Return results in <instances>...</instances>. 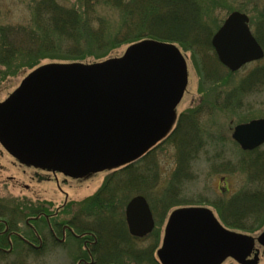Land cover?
<instances>
[{
    "label": "water",
    "instance_id": "95a60500",
    "mask_svg": "<svg viewBox=\"0 0 264 264\" xmlns=\"http://www.w3.org/2000/svg\"><path fill=\"white\" fill-rule=\"evenodd\" d=\"M245 13L232 11L211 38L221 64L235 71L260 59ZM168 42L143 39L118 57L93 63H49L30 71L0 102V143L19 161L80 177L133 161L162 138L186 84L184 60ZM232 138L244 149L264 142V117L237 124ZM129 233L152 228L141 195L125 207ZM264 246V230L257 237ZM253 238L218 223L202 206L174 210L157 257L161 264H220L248 258Z\"/></svg>",
    "mask_w": 264,
    "mask_h": 264
},
{
    "label": "trees",
    "instance_id": "16d2710c",
    "mask_svg": "<svg viewBox=\"0 0 264 264\" xmlns=\"http://www.w3.org/2000/svg\"><path fill=\"white\" fill-rule=\"evenodd\" d=\"M223 2L225 0H75L73 4L66 5L57 0L34 1L27 25H0V77L31 70L42 59L83 62L91 58L93 62L100 61L121 44L147 38L174 43L199 59L206 58L207 52L213 50L210 39L216 29L209 20L216 21L214 11L222 8ZM111 10L118 15L113 28L106 14ZM260 11L262 15L255 23L254 36L264 51V6ZM212 52L216 56L214 50ZM202 65L206 69L207 63ZM206 71L203 78L212 84L226 80L232 73L227 70L225 77L217 78L213 70ZM239 83L234 90L237 95L259 90L264 85V65L251 71ZM233 96L230 94L225 98V105H231ZM183 115L180 116V124L177 122L164 139H171L177 148L174 183L185 175L189 162L198 151L208 152V146L216 147L217 140V136L197 127L196 111ZM239 152L240 157L234 167L247 173L248 187L207 203L215 209L225 227L246 233L257 229L264 217V148L240 149ZM150 153L152 150L114 170L99 193L109 197L108 194L113 196L114 191L121 187L130 190L155 187L157 167ZM31 209L24 212L0 202V219L5 221L8 231L17 230L18 218L33 216L37 212ZM5 236H0V246L7 245ZM11 237L13 246L15 244L25 254L40 253ZM0 264H28V260L19 257L10 260L8 253L0 250Z\"/></svg>",
    "mask_w": 264,
    "mask_h": 264
},
{
    "label": "rangeland",
    "instance_id": "374dc122",
    "mask_svg": "<svg viewBox=\"0 0 264 264\" xmlns=\"http://www.w3.org/2000/svg\"><path fill=\"white\" fill-rule=\"evenodd\" d=\"M34 1L37 0H0V25H27L32 15ZM57 1L71 5L75 0ZM223 4L222 8H216L214 11L216 21L213 23V19L209 20L216 26L214 32L220 27L229 13L238 11L248 16L250 32L254 34L255 23H258L257 21L262 15L260 10L264 6V0H225ZM106 14L113 28L118 22V15L113 10L106 12ZM130 44L132 43L117 46L107 54L106 58L121 56ZM177 47L181 54L180 56L184 60L186 84L182 96L175 106L174 116L177 117L181 112L191 113L196 111L197 117L195 120L197 127L203 132H209L217 136V140H215L216 147L208 146V152L198 151L194 159L189 162L187 170L184 172L185 175L178 179V183L173 182V173L175 168H177L176 146L171 139L161 141L150 153L151 160L154 161L157 167L155 169L157 170L155 187H140V189L136 187L133 190L126 189L115 192L114 195L117 197L116 204L122 209L134 193H141L148 198L156 199L166 196L172 190L174 197L167 201L168 205L162 210L161 220L157 224L161 233L157 241L158 245L160 237H162L163 227L174 208L186 205L197 206L198 204L210 208L217 217L215 209L207 201L219 196H231L243 187H248L247 173L234 167L235 162L240 157V148L232 139L231 134L237 124H244L249 120L264 117L263 84L261 87L263 89L260 88L253 93L249 92L240 96L234 92L238 84H240V80L250 74L251 71L264 65V57L247 63L235 72L230 73L226 80L212 84V81L206 77V79L203 78V75L205 76L207 73V69L211 70V72L213 70L217 78L225 77L224 75L228 72L216 60L213 50L207 52L206 58L199 59L197 55L189 51H183L179 46ZM66 62L72 63L71 61L42 59L38 62V66ZM83 63H93V60L87 58ZM203 63H207L206 69L202 65ZM29 72L30 70H24L12 76L0 77V101L7 98ZM230 94L234 95L231 98V105H225V98L230 96ZM260 147L264 148V144ZM50 172L53 171L48 168L20 164L0 144V202L24 212H28L30 208L33 210L41 207L43 212L53 214L50 216L51 222L60 221L62 218L68 219L76 212L90 213L88 203L80 206L75 205V203L95 193L106 182L111 173L109 170H102L86 176H80L78 179H67L66 182H62L61 174H57V178H54ZM62 191L68 193L66 194L68 195V202L64 205L65 209H63V211L65 210L64 214H62V203L65 199ZM116 204L114 202L112 205L116 208ZM97 211L96 214L98 215L100 210ZM217 219L220 221L218 217ZM37 220L41 221L42 217ZM220 223L222 222L220 221ZM1 224L0 231L3 230L2 221H0ZM32 224L41 225L40 222ZM263 230L264 217L260 220L257 229L246 232L253 238V249L249 256L252 258V255L256 253V264H264V246L257 241V237ZM17 231L28 241V243L24 244L28 245L31 243L36 246L35 250L40 253L36 255L25 254L15 247V244L13 246L14 241L11 239L9 241L11 248L8 253L10 260L19 257L27 259L28 264H77L81 246L75 241L72 242L73 240L67 239L65 242H60L47 238L46 241L39 242V240L31 236L27 237L28 230L23 218H18ZM9 245L4 244L3 248L8 249ZM146 245V240L137 241V247L143 248ZM221 264L239 263L231 258H226Z\"/></svg>",
    "mask_w": 264,
    "mask_h": 264
},
{
    "label": "flooded vegetation",
    "instance_id": "af4514ba",
    "mask_svg": "<svg viewBox=\"0 0 264 264\" xmlns=\"http://www.w3.org/2000/svg\"><path fill=\"white\" fill-rule=\"evenodd\" d=\"M180 116L184 117L182 112L175 118L174 125H176L177 122L180 124ZM187 117L185 118L186 120ZM50 173L54 178H57V174H61L59 172ZM61 176L62 182H66L67 179H78L66 176L63 173ZM102 188L103 187H100L95 193L75 203V205L79 206L88 203L90 213H84L82 211L76 212L68 219L62 218L60 221L56 220L51 222L50 216L53 214H47L43 212V209L37 210L34 216L23 219L28 230V235L26 236L30 237L32 235L31 237L39 240V242L46 241L47 238L60 242H65L67 239L73 240L72 242L75 241V243L81 246L77 264H160L156 259V252L158 251L162 237H160V243L158 245L157 241L161 233L157 224L161 220L160 215L162 210L168 205L167 201L174 197V193L169 192L166 196L156 199L148 198L142 194L147 202L153 224L151 230L148 231L147 234L143 236H134L129 233L125 214V207L130 198L127 200L124 207L120 209L116 204L117 197L115 195L110 196V194H108L109 197H107L99 193ZM126 189L119 188L116 190ZM66 194H68L66 191H62V195L65 199L62 203V214L65 212V210L63 211V209H65L64 205L68 202V195ZM114 202L117 206L116 208L112 205ZM97 210H100L98 215L96 214L98 212ZM41 217L42 220L38 221L37 219ZM0 221L3 222L4 226L3 230L0 231V235H6L4 239H6L8 245L9 241L13 239L11 236L24 241L23 243H28L26 238L24 239L17 230L8 231V226L5 221L3 219H0ZM31 222H40L41 225L36 226ZM163 232L164 227L162 235ZM140 240H146L147 245L143 248L137 247V241ZM28 245L36 249V246L31 243ZM7 248L8 249L0 246L1 251L9 253L11 246L9 245Z\"/></svg>",
    "mask_w": 264,
    "mask_h": 264
}]
</instances>
